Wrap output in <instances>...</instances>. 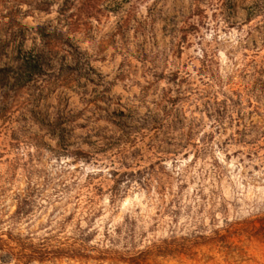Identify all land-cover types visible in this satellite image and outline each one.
Returning <instances> with one entry per match:
<instances>
[{
    "label": "rangeland",
    "instance_id": "374dc122",
    "mask_svg": "<svg viewBox=\"0 0 264 264\" xmlns=\"http://www.w3.org/2000/svg\"><path fill=\"white\" fill-rule=\"evenodd\" d=\"M64 1L0 0L1 91L11 89L27 62L38 60L41 66L38 78L22 76V105L13 115V126L50 145L43 147L38 169L52 178L81 166L80 180L89 171L106 172L115 153L101 152V136L115 129L108 116L133 122L151 112L164 118L170 110L165 134L153 140L160 150L153 153L144 145L146 156L138 161L143 167L155 164L163 172L161 182L149 188L132 184L112 199L107 173L95 180L104 194L95 205L102 212L92 243L110 246L103 232L128 220L135 232L132 253L175 240L170 251L149 255L148 264H264V0H104L101 12L76 34H68L58 20ZM39 27L62 37L55 54L35 59ZM63 78L68 87L61 85ZM48 80L53 85L47 86ZM166 93L173 105L162 103ZM75 113L84 127H54L57 118ZM12 138L11 132L0 133L2 143ZM186 142L197 147L185 148ZM59 144L98 152V164L55 156ZM7 169L0 165L1 173ZM15 173L9 188H26L27 173L20 167ZM45 193L58 200L53 187ZM10 198L7 208L13 212ZM65 201L43 203L22 222V231L30 227L43 236L55 230L47 221L69 215L74 204ZM226 222L233 223L232 232L224 231ZM215 230L225 236L215 237ZM32 264L130 263L60 258Z\"/></svg>",
    "mask_w": 264,
    "mask_h": 264
},
{
    "label": "trees",
    "instance_id": "16d2710c",
    "mask_svg": "<svg viewBox=\"0 0 264 264\" xmlns=\"http://www.w3.org/2000/svg\"><path fill=\"white\" fill-rule=\"evenodd\" d=\"M103 1L65 0L63 4H60L58 10L61 27L66 26L68 34H76L101 12ZM12 23L13 21L10 24ZM36 34H39L40 42L36 52L31 56L38 59L55 54L61 41V33L58 31L48 32L39 27ZM40 68L38 60L29 61L25 64V70L21 77L16 79L11 89L1 91L0 87V121L3 124L0 133L11 132L13 137L12 141L7 144L0 142V165L6 163L8 167L7 172L1 173L0 171V261L4 264H32L33 262H46L60 258L98 260L115 258L130 264H148L149 255L155 252L170 251L176 245L175 240L170 242L164 240L161 244L154 243L143 250L132 253V249L135 248V232L133 223L128 220L125 221V225H118L113 231L106 229L103 232V237L110 243V246H100L101 243L98 241L95 244L92 243L99 232L94 224L102 212V209H96L95 205L97 197L104 194V187L96 184L95 180L107 173L113 181V186L108 189L112 199L119 198L123 193H126L127 188L132 184L149 188L153 181L161 182L159 174L163 172L156 169L155 164L143 167L138 161L146 156L144 145H147L148 151L153 153L160 150V144L153 143V140L161 134H165L166 119L170 110H165L164 118L159 119L155 112H151L133 122L116 120L108 116L109 122L115 129L110 136H101V152L115 151L113 157L109 158L110 168L106 172L102 170L86 172L83 180H80L77 177V172L81 166H74L73 171L69 169L70 167L61 169L57 172V176L49 178L44 171L38 169V166L43 161V147H50V145L41 139V135L26 134L13 126V115L22 105L20 100L22 76L27 79L38 78L36 74ZM60 83L63 87H68L69 81L63 78ZM46 84L51 86L53 82L48 80ZM161 101L173 105L175 100L166 93ZM79 115V113H75L57 118L54 127L63 130L65 123H70L73 127H84L85 124L76 123ZM148 138H151L152 142L147 143ZM104 140H107L106 143ZM160 141H164V139H160ZM188 146L197 147V144L186 142L183 145L185 148ZM23 147L27 149L26 152L18 153L17 151ZM15 149L14 157L9 158L7 155ZM96 153L98 152L85 150L80 146L72 149L59 144L56 149L53 148L55 156L71 158L73 162H81L83 165L86 163L98 164ZM162 158L164 157L159 158L157 164L161 165ZM126 159L129 161L126 162ZM118 164L120 167L117 166ZM19 167L27 173L28 182L26 188L15 191L9 187L15 181V170ZM36 177L42 182L37 183ZM48 187H53L58 200H53L52 196L46 195ZM9 197L15 203L13 212L7 208ZM64 198L67 204L73 203L74 207L69 215L63 216L61 220L49 219L47 221L49 227L52 224L56 225L55 230L47 231L43 236H37L30 227L26 228L25 233L22 231L20 227L22 222L34 216L37 210L44 206L43 203L46 202L53 206L54 203H59ZM76 214L81 216L76 219ZM83 221L87 223L86 227L82 225ZM226 225L227 228L224 231L232 232L233 223L226 222ZM69 226H72L71 231L68 230ZM214 235L221 239L225 236L219 230H215ZM200 238L202 236H196V239ZM120 243L124 244L122 250L115 248Z\"/></svg>",
    "mask_w": 264,
    "mask_h": 264
}]
</instances>
